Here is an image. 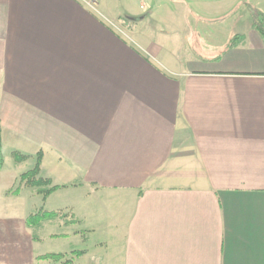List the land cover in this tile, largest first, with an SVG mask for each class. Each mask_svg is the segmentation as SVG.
Instances as JSON below:
<instances>
[{
    "label": "crops",
    "instance_id": "obj_1",
    "mask_svg": "<svg viewBox=\"0 0 264 264\" xmlns=\"http://www.w3.org/2000/svg\"><path fill=\"white\" fill-rule=\"evenodd\" d=\"M224 1L0 0V264H264V41L189 30Z\"/></svg>",
    "mask_w": 264,
    "mask_h": 264
},
{
    "label": "rangeland",
    "instance_id": "obj_2",
    "mask_svg": "<svg viewBox=\"0 0 264 264\" xmlns=\"http://www.w3.org/2000/svg\"><path fill=\"white\" fill-rule=\"evenodd\" d=\"M188 2H201V1H211V0H187ZM222 5L221 14L219 16L212 15V11L208 8L201 9V8H190L189 11V18L197 19L196 17H205L208 21L204 22V24H193L191 23L189 25V30H197L201 35H211L213 33H219L223 34V32L229 33L230 30H233L235 28L230 27L229 21L224 22L225 20H242L246 21L249 19L252 21V15L255 14V11H262L264 12V0H234V1H224ZM231 4L230 6H228ZM230 7V8H228ZM193 14V15H192ZM214 18H219L221 22H218L217 20H212ZM224 20V21H223ZM192 22V21H191ZM221 23V24H219ZM219 24V25H218ZM27 167V166H26ZM25 169V168H24ZM30 169V167H29ZM37 188V187H32ZM72 217L69 219L71 220ZM110 239H115V234H106L104 232H96L89 236V243H93L94 241H109ZM63 244L69 245L70 242L73 241L70 239L69 241H62ZM89 245V244H88ZM66 246V247H67ZM63 247V246H62ZM82 247H86V245H82ZM71 248L74 249H81V246L79 245L77 241V245H72ZM77 251V250H76ZM73 264H81L80 261H75Z\"/></svg>",
    "mask_w": 264,
    "mask_h": 264
},
{
    "label": "trees",
    "instance_id": "obj_3",
    "mask_svg": "<svg viewBox=\"0 0 264 264\" xmlns=\"http://www.w3.org/2000/svg\"><path fill=\"white\" fill-rule=\"evenodd\" d=\"M252 26L254 29H256L259 32V34L261 35L264 41V12L255 11V14L252 15ZM239 39H240L239 36L237 35L233 36L229 40L227 48L233 47ZM13 155H14V159L17 162L24 161L29 157L27 155H22L20 153H14ZM41 158H42V154L38 153L34 167L21 175V180L24 181L26 185L30 187H39L43 184L50 183L49 181H44L40 178H37L38 173H39ZM2 162H3V156H2L1 148H0V166ZM56 188H58V186H51L48 189L39 190V192L43 194V196L45 197L48 193L52 192ZM54 215H55L54 212L40 211L36 214L30 215L27 219V224L29 226H32V225L37 224L40 220L54 216ZM84 253L85 252L83 250L72 251L70 254L48 253L42 256L41 258L49 260L51 264H71L75 257H79L80 255H83Z\"/></svg>",
    "mask_w": 264,
    "mask_h": 264
},
{
    "label": "built area",
    "instance_id": "obj_4",
    "mask_svg": "<svg viewBox=\"0 0 264 264\" xmlns=\"http://www.w3.org/2000/svg\"><path fill=\"white\" fill-rule=\"evenodd\" d=\"M89 6L96 5L100 0H85Z\"/></svg>",
    "mask_w": 264,
    "mask_h": 264
}]
</instances>
